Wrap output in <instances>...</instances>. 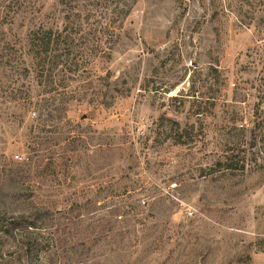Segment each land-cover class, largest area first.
Returning <instances> with one entry per match:
<instances>
[{
    "label": "rangeland",
    "instance_id": "rangeland-1",
    "mask_svg": "<svg viewBox=\"0 0 264 264\" xmlns=\"http://www.w3.org/2000/svg\"><path fill=\"white\" fill-rule=\"evenodd\" d=\"M25 1L29 17L51 19L56 0ZM222 5L138 0L109 60L94 59L110 104L96 100L98 79L85 94L67 82L78 93L61 132L37 128L43 84L16 82L34 95L26 110L4 100L0 70V221L31 216L29 230L0 232V264H264V137L256 165L221 170L249 154L264 117V0ZM32 135L62 137L39 166L26 163ZM66 196L82 206L66 212ZM122 203L129 213L109 214ZM66 215L80 216L83 239L95 226L89 255H66Z\"/></svg>",
    "mask_w": 264,
    "mask_h": 264
},
{
    "label": "trees",
    "instance_id": "trees-1",
    "mask_svg": "<svg viewBox=\"0 0 264 264\" xmlns=\"http://www.w3.org/2000/svg\"><path fill=\"white\" fill-rule=\"evenodd\" d=\"M137 1L56 0L55 9L51 13L52 21H50L51 19H40L34 15L29 17L28 14L32 12V7L25 0H2L0 70L8 82L2 88V91L7 92L4 100L10 103L20 102L22 108L26 110L35 104L30 88L28 92L24 93L15 86L19 78L26 79L33 74L38 82L43 84V94H46L40 104L41 112L38 114L37 128L39 131L50 132H61L65 128L66 122L63 123L61 120L65 118L66 121V102L78 93L77 89L76 91L72 89L68 90L67 94L66 88L70 86L67 82L78 81L79 87L84 89L82 94H85L91 87L93 79H98L103 93L100 91L101 98H96V100L108 106L110 102L105 97L111 94L108 93L111 75L108 70L100 75L95 74L93 72L94 59L99 57L109 60L115 44L120 39L123 21ZM217 1L224 4L222 10L230 7L231 0H227V5H225V0ZM216 15L217 11L214 9L213 17ZM14 77L15 79H13ZM120 94L123 95V93ZM42 114L45 116L41 117ZM262 119L264 117L257 115L254 117V128L250 129L251 135L248 142L249 154L244 152L237 163L228 157L222 162L217 161V164H222L221 170L244 172L252 162L254 165L257 164V156L260 152L257 144L264 137V120ZM71 135H65L64 142L68 139L70 142L77 139L75 135ZM37 137L36 135L30 136L29 143L26 145V163L28 165L39 166L43 159L51 160L53 150L49 147L60 146V142H62V137L53 138L47 135L39 141L36 140ZM176 141L184 142L179 138ZM82 144L84 148H88L84 140H82ZM42 146H44L43 150H46L45 153H39ZM45 154L49 155L45 156ZM76 197L79 196L76 195ZM76 197L74 200V197L66 196V203L70 202L66 212H73L82 206ZM126 206V203L115 205L109 210V214H127L129 209ZM79 217V215H66V255H89L93 246L97 244L96 240L90 237L92 234H96L93 230L95 226L92 228V234L88 237L85 235L83 239L84 233L79 234L81 231L77 222ZM29 219L31 216L24 213L13 215L10 223L3 225L0 221L2 224L0 232L8 233L10 230L20 228L29 230L31 228ZM78 236L82 237L76 242ZM262 250L264 251V249ZM246 260L249 264V256L246 257Z\"/></svg>",
    "mask_w": 264,
    "mask_h": 264
}]
</instances>
